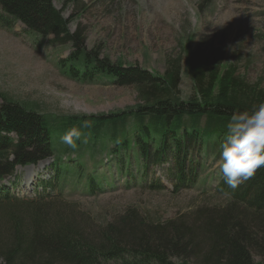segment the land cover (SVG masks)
Returning <instances> with one entry per match:
<instances>
[{"label": "trees", "instance_id": "16d2710c", "mask_svg": "<svg viewBox=\"0 0 264 264\" xmlns=\"http://www.w3.org/2000/svg\"><path fill=\"white\" fill-rule=\"evenodd\" d=\"M54 1L0 0L2 25L20 21L31 34L52 35L54 44H73L75 50L58 62L63 74L132 86L138 100L110 113H51L0 93V180L18 165L53 159L33 196L0 188L1 264H189L191 258L199 264H264V167L235 189L219 168L214 191L224 201L200 217L196 230L172 220L143 222L132 212L91 231L71 213L65 200L78 193L95 196L119 185L166 188L160 168L174 192L194 186L206 157L221 160L232 114L264 102V88L213 52L186 51L194 93L185 98L181 53L167 60L163 74L100 57L83 47L80 31H70ZM86 119L92 121L84 130L88 142L70 149L60 137Z\"/></svg>", "mask_w": 264, "mask_h": 264}, {"label": "rangeland", "instance_id": "374dc122", "mask_svg": "<svg viewBox=\"0 0 264 264\" xmlns=\"http://www.w3.org/2000/svg\"><path fill=\"white\" fill-rule=\"evenodd\" d=\"M54 3L69 19L70 31H80L83 47L96 49L100 57L138 64L163 74L167 60L181 53L180 87L185 98L194 93L185 62L186 51L213 52L222 64L235 65L237 74L264 88V0H55ZM3 23L0 18V93L17 101L35 103L39 111L51 113H110L137 102L138 94L132 86L80 82L63 74L58 62L75 50L73 44H54L52 35L43 38L31 34L22 22H11L10 26ZM49 161L17 167L13 179L19 180V187H15L19 188L18 194L33 195V190L25 187L26 179L31 176L32 180L35 173L46 178L45 166ZM220 164L221 160L213 155L206 157L200 180L178 192L172 190L164 169L160 168L157 175L162 176L167 188L125 189L119 185L95 196L78 193L65 203L73 208L71 213L78 221H87L85 225L91 231L108 222L116 224L121 216L132 212L143 222L172 220L196 230L202 221L200 217L221 207L224 201L214 191V175ZM31 167L33 173L28 171ZM36 180L35 177L33 182ZM189 264L199 262L191 258Z\"/></svg>", "mask_w": 264, "mask_h": 264}, {"label": "clouds", "instance_id": "9594fccd", "mask_svg": "<svg viewBox=\"0 0 264 264\" xmlns=\"http://www.w3.org/2000/svg\"><path fill=\"white\" fill-rule=\"evenodd\" d=\"M223 26V25H221ZM92 127L91 120H84L81 126H73L61 137V142L70 149L87 143L85 129ZM220 168L225 183L235 189L264 167V102L251 110L232 114L227 123V132L220 145Z\"/></svg>", "mask_w": 264, "mask_h": 264}, {"label": "bare ground", "instance_id": "6f19581e", "mask_svg": "<svg viewBox=\"0 0 264 264\" xmlns=\"http://www.w3.org/2000/svg\"><path fill=\"white\" fill-rule=\"evenodd\" d=\"M28 171H32V173H33V168L31 167ZM30 182H31V176H29L27 179H26V184H25V186H28V184H30Z\"/></svg>", "mask_w": 264, "mask_h": 264}]
</instances>
